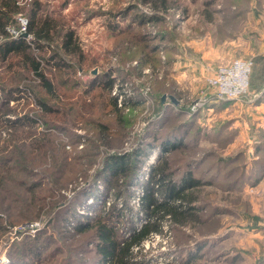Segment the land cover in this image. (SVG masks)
Here are the masks:
<instances>
[{
    "label": "rangeland",
    "instance_id": "1",
    "mask_svg": "<svg viewBox=\"0 0 264 264\" xmlns=\"http://www.w3.org/2000/svg\"><path fill=\"white\" fill-rule=\"evenodd\" d=\"M32 1L17 0L21 10L8 28L18 31V18L27 28ZM38 1L66 20L78 57H64L70 67L58 73V44L44 52L31 46L58 86L49 115L35 103L42 99L36 77L0 62V159L21 179L0 192V264H95L90 232L72 227L115 205L127 237L145 222L142 186L163 162L176 178L189 170L196 176L200 186L189 191L196 213L183 224L162 221V234L144 241L137 260L264 263V169L258 183H243L264 132V0ZM21 34L31 44L26 29ZM236 60L251 62L247 93L209 104V81ZM59 79L72 80L74 90L59 88ZM12 83L23 92L5 101ZM117 95L121 107L116 99L112 108ZM25 117L34 120L21 125ZM111 155L138 161L132 183L119 175L113 189L105 186ZM234 181L239 186L227 191ZM69 207L72 216L64 213ZM33 245L38 259L30 263L24 254Z\"/></svg>",
    "mask_w": 264,
    "mask_h": 264
},
{
    "label": "trees",
    "instance_id": "2",
    "mask_svg": "<svg viewBox=\"0 0 264 264\" xmlns=\"http://www.w3.org/2000/svg\"><path fill=\"white\" fill-rule=\"evenodd\" d=\"M147 1V0H146ZM161 5H164V0H160ZM17 0H0V36L4 37L0 42V62L8 61V67L21 68V66L31 72L39 81L38 92L42 99H36L35 103L39 105L41 113L55 114L53 105L48 101L55 100L59 97L56 91V83L52 79L44 75V69L41 67L43 58H37L31 46H35V50L44 52L45 48L52 42L58 44L57 50L53 53V58L58 59L53 66L56 71L66 72L70 66L64 63L63 58L70 55H77L75 47L74 33L63 17L50 16L42 11V5L38 0H33L28 14V24L26 33L31 35V44L25 41L22 36L11 38L6 33V28L9 25H15L14 16L20 11ZM16 27V26H15ZM40 59V60H38ZM64 76H69L68 73H63ZM59 88L65 85L73 89V83L70 79H59ZM13 84V83H12ZM105 90L108 92L111 88V82L105 81L103 83ZM19 85H10L4 88L2 92V99L5 101L13 98V94L23 92ZM103 87V88H104ZM28 91V88L25 87ZM42 95V96H41ZM118 97V96H117ZM112 98V108H116V99ZM125 107V105H124ZM43 110V112H42ZM33 118L25 117L21 119L23 122H32ZM53 125V124H52ZM51 125V126H52ZM97 129L104 131L103 126L97 125ZM54 127V126H52ZM262 142L254 146L255 153L258 154L257 159L251 162L250 175L245 176L244 184L255 185L262 176L264 169V132L261 135ZM144 152H142L143 154ZM135 155H141L139 153ZM135 158V156H134ZM139 165L138 161L130 157H120L111 155L108 160L104 162V170L108 171V179H103V183L110 188L111 182H116L115 179L119 176H126L125 184L129 185L135 175L136 167ZM10 168H7V160L0 159V192H6V186L9 183L19 182L14 174L10 173ZM155 176H152L143 186V195L139 198L140 210L145 216L144 223L139 228L130 227L127 237H123L119 230V220L122 216V210L112 205L109 210L91 217H87V222H77L72 227L73 231L78 234L90 232L93 238V254L95 256V264H148L145 259L137 260L138 254L142 250L144 241L151 235L162 234V221L169 218L174 223L183 224L195 215L196 207L192 205L195 197H192L189 191L200 186L196 176L191 171H186L183 175L176 178L168 171L167 164L162 163L156 168ZM242 183V186L244 185ZM235 185V186H233ZM239 186L238 182L227 184V191L231 187ZM117 194L118 191H117ZM76 198L73 202H76ZM66 216H72L73 209L71 207L65 209ZM67 219L69 217H66ZM66 219V221H67ZM1 220V219H0ZM12 223V221H11ZM1 230V222H0ZM66 231V230H65ZM36 244V243H35ZM39 246V245H38ZM38 246L33 245L24 254V259L30 263H35L38 259L37 253L33 250ZM34 252V253H33ZM31 253L33 256H31ZM29 258V259H26ZM22 262V261H21ZM260 262L259 264H261ZM264 264V263H262Z\"/></svg>",
    "mask_w": 264,
    "mask_h": 264
},
{
    "label": "built area",
    "instance_id": "3",
    "mask_svg": "<svg viewBox=\"0 0 264 264\" xmlns=\"http://www.w3.org/2000/svg\"><path fill=\"white\" fill-rule=\"evenodd\" d=\"M17 22L20 25L18 31L6 28V32L10 35L11 38H16L22 35V32H25L27 21L21 18L17 19ZM251 62L250 61H234L229 67L220 68L216 73V77L211 79L209 82L214 88L206 101L211 104L212 102H217L219 100H230V99H239L242 98L248 90V80L250 73ZM119 96V95H117ZM117 102L119 107H121V101ZM198 106L196 103L195 107ZM196 108L191 107V111H194ZM28 230H34L36 225H28Z\"/></svg>",
    "mask_w": 264,
    "mask_h": 264
},
{
    "label": "water",
    "instance_id": "4",
    "mask_svg": "<svg viewBox=\"0 0 264 264\" xmlns=\"http://www.w3.org/2000/svg\"><path fill=\"white\" fill-rule=\"evenodd\" d=\"M25 36V35H24ZM168 99H170V101L173 103V104H176L177 101L172 97V96H167ZM165 97H162L161 99L163 100Z\"/></svg>",
    "mask_w": 264,
    "mask_h": 264
}]
</instances>
